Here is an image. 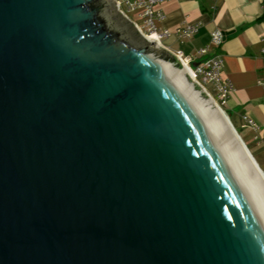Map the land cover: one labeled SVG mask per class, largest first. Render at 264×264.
I'll return each instance as SVG.
<instances>
[{
    "label": "water",
    "instance_id": "obj_1",
    "mask_svg": "<svg viewBox=\"0 0 264 264\" xmlns=\"http://www.w3.org/2000/svg\"><path fill=\"white\" fill-rule=\"evenodd\" d=\"M181 71L109 0H0V264H264V171Z\"/></svg>",
    "mask_w": 264,
    "mask_h": 264
},
{
    "label": "crops",
    "instance_id": "obj_2",
    "mask_svg": "<svg viewBox=\"0 0 264 264\" xmlns=\"http://www.w3.org/2000/svg\"><path fill=\"white\" fill-rule=\"evenodd\" d=\"M154 9L164 16L157 20L159 29H168L173 33L170 38L184 44L183 48L163 43L167 50L182 53L192 66L203 59L198 51L204 47L210 49L205 57H222V75L234 87L224 104L226 111L264 171V0H156ZM195 23L199 30L192 37L180 39L174 34L178 27ZM216 31L223 35L220 44L213 42Z\"/></svg>",
    "mask_w": 264,
    "mask_h": 264
},
{
    "label": "built area",
    "instance_id": "obj_3",
    "mask_svg": "<svg viewBox=\"0 0 264 264\" xmlns=\"http://www.w3.org/2000/svg\"><path fill=\"white\" fill-rule=\"evenodd\" d=\"M118 8L121 12L122 6L126 5L128 11H137L138 15L142 18L144 26H140L137 22H134L138 29L144 34L143 29H145L149 34H155L157 40L163 45V40L165 38H170L172 32L168 29L161 31L157 25L158 19H163L164 16L160 11L154 9V4L156 0H115ZM126 15V14H125ZM199 30V24H187L182 27H178L174 34L180 39H186L192 37ZM222 33L216 31L213 34V42L220 44L222 42ZM168 49V48H167ZM209 47H204L198 51V55L203 57V59L197 63V65L192 66L195 78L202 79L203 84H212L216 92L218 93V99L221 104L224 105L230 95L232 94L234 87L230 80L225 79L222 75L224 62L220 56H208L205 55L209 52ZM175 55L180 59V61H185L186 58L183 57L182 53L177 52ZM187 63V62H186ZM188 64V63H187ZM189 65V64H188ZM248 123L256 127V123L249 120Z\"/></svg>",
    "mask_w": 264,
    "mask_h": 264
},
{
    "label": "rangeland",
    "instance_id": "obj_4",
    "mask_svg": "<svg viewBox=\"0 0 264 264\" xmlns=\"http://www.w3.org/2000/svg\"><path fill=\"white\" fill-rule=\"evenodd\" d=\"M109 1H110L111 5H112L113 9L115 10V12L118 14V16L121 18V20L123 22L127 23L130 26H134L140 33H142L138 29V27L135 26V23H134V22H137L140 26H144V22H143L142 18L138 15V12L137 11H128L126 5H124V6H122L121 9L124 11V13L126 14L125 15V14H123V12H121L119 10L118 5H117V3H116L115 0H109ZM128 19L131 20L134 24L130 23L128 21ZM143 32H144V34H149L145 29H143ZM163 43L164 44H168V45L172 44L174 46H176L178 44V45H182L183 48H184V44H182V42H180V40H175L174 38H166V39L163 40ZM159 49H161V51L163 52V54H165L166 56L169 55L168 54L169 52L166 51L165 49L160 48V47H159ZM189 67L191 68L192 65H189ZM188 78H189V80H191V82L193 81L195 88L197 90L201 91V94H202V96L204 98L208 99L209 97H212L226 111L227 106L221 104L220 100L218 99V93L216 92V90L214 89V87H213L212 84H207V85L206 84H203L201 77L200 78H194L193 77L195 79V81H194L192 79V76L190 74L188 75ZM235 123H236L237 128L240 131V133L244 135V133H245L244 132V129H242L240 127V125L237 124L236 121H235Z\"/></svg>",
    "mask_w": 264,
    "mask_h": 264
},
{
    "label": "bare ground",
    "instance_id": "obj_5",
    "mask_svg": "<svg viewBox=\"0 0 264 264\" xmlns=\"http://www.w3.org/2000/svg\"><path fill=\"white\" fill-rule=\"evenodd\" d=\"M145 37L147 38H150V40L152 41L153 38L157 39V36L155 34L151 35V34H144ZM161 45V44H160ZM182 64L184 65L185 67V71H187L188 74H190L192 76V79L195 81V75H194V72H193V69L189 67V65L186 63V61H182ZM180 74V76L183 78V80L186 82V84L190 87V89L198 96V98L210 109L218 112L223 118L227 117L226 113L223 111L224 109L219 105V103H217L215 101V99H213L212 97H210L211 99L209 100H204L201 96H200V92H197L194 90V85H193V82L192 83H188L187 82V79H186V76L184 74L183 71L181 72H178ZM194 77V78H193ZM211 100H212V104H211ZM221 107V108H220ZM231 127V126H230ZM237 139L240 141L242 147L245 149L248 157L250 158L251 162L253 163V165L255 166V168L257 169L258 173H262L261 172V169L259 167V165L257 164L255 158L251 155V153L248 151V149L245 147V145L242 143L240 137L237 135V133L235 132V130L233 129Z\"/></svg>",
    "mask_w": 264,
    "mask_h": 264
}]
</instances>
